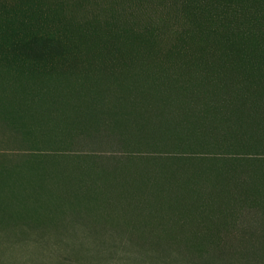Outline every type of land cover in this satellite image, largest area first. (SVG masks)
Returning <instances> with one entry per match:
<instances>
[{
    "label": "rangeland",
    "instance_id": "1",
    "mask_svg": "<svg viewBox=\"0 0 264 264\" xmlns=\"http://www.w3.org/2000/svg\"><path fill=\"white\" fill-rule=\"evenodd\" d=\"M0 264H264V0H0Z\"/></svg>",
    "mask_w": 264,
    "mask_h": 264
}]
</instances>
